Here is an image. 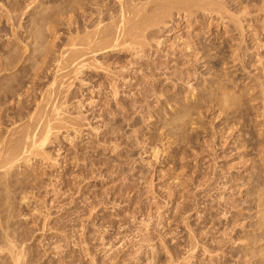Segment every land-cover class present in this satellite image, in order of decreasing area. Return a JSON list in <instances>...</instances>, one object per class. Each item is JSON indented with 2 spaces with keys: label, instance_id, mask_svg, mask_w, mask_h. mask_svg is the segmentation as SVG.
<instances>
[{
  "label": "rangeland",
  "instance_id": "374dc122",
  "mask_svg": "<svg viewBox=\"0 0 264 264\" xmlns=\"http://www.w3.org/2000/svg\"><path fill=\"white\" fill-rule=\"evenodd\" d=\"M10 1L16 2L17 0H1L0 2H10ZM18 1L23 2V0H18ZM72 1L71 0H44V1L43 0H37L36 1L39 4V6L41 5V7L39 8V6H38V8L37 7L35 8V10L33 9L32 11L34 13L31 11L33 15L39 14L40 16H42V14H43V16H44L47 14V12L51 13L52 11H54V18L56 20L59 18L60 21L59 20H57V21H59L60 23L55 20V22H52V23L49 22V23H51V26H49L50 24L48 25V23L44 24L46 28L44 27V25L38 26V27L43 26L45 28L44 29L41 27L40 33H42L47 28L49 29L48 34L46 33L48 29L42 33L43 35L46 33L44 35L46 37H44L42 34H40L38 31L39 29L37 30V28L35 29L34 33H31V34L28 32H23L22 30H20L21 37L27 33L29 34V36H28V34L26 35L29 38V40H28L29 42L27 41V38H26L27 45L30 46V47H28V51H27L28 53L27 52L23 53V51H18L19 48H20V50L26 51L24 44L22 45V49H21V47H19V45L21 46V44L17 43L19 41L16 40V38L10 36L12 34V33H9L11 27L9 28L8 23L7 24L5 23L6 25H4V22H5V21L3 22L4 19H1L2 23H0V26L4 27L3 32L1 33L3 35H1L2 37L0 36L1 37L0 38V45L3 44V45H1V47L2 48L5 47L6 49H8L10 47L9 49L10 50L12 49V51H13V50H15L14 48H16L17 44H18V47L14 51V54H18L17 51L19 52V56H20L21 52H22V54H25V56H23V57L21 55V58H23L22 59L23 61H21L22 63L20 62L21 64L19 65V67L15 68V70L13 69L14 71L12 70L15 73H13L12 71L7 72L8 75H6V77L11 78L9 80L11 82L7 81L8 86L16 85L15 87H17L20 85L19 83H22L25 79L26 80L29 79V76H31V74H32V67H29V66H30V64L34 63V60L31 59L32 56H34L33 53L35 54L34 58H37L38 57L37 55L41 54V52L43 50L45 51L46 49H49L52 53L49 50H48V52L47 51H45V52L48 54L50 52L49 55L53 54L54 56L53 55L52 56L55 57L57 55L58 51H60V50L62 51L63 49L66 48V43L68 44V38L70 37V33H69V29H68L70 27L68 26V24H69L67 21L68 17H66V16L69 15L70 13H68V14L64 13V15H62L63 12L58 11L59 13L55 15V8H57L56 11L61 9L64 12H66L67 11L66 8L70 7ZM43 2H44V4L46 2H48V3H46L47 5H44ZM223 2H225L224 4L228 6V8L226 7L227 10H229L227 13H225L226 15L224 14L225 17L227 16L226 19H224L223 21L215 19L216 17H214V15H215V12H214V13H212V15L209 14L208 16L202 18V20L200 18L198 22H196L192 25L190 22H187L184 20L180 21V23H179L180 26H177V28L174 29L169 36L165 35L164 37H162L164 39L163 43H162V47L154 49V50L158 49V55H156L157 58L154 57L152 54L146 53L144 55V53H143V55L141 56L140 59H135L133 57L134 55H132V53L129 52L128 50L109 51L106 48H105V50H104V48H100L102 51L99 50L98 51L99 53H97L95 55L101 57L100 61H103V64L101 62L100 63L98 62V63L103 65V66L100 65L103 69L97 68L96 65L98 67H100V66H99V64L96 63V65H93L90 68L91 69L90 71H88L86 69V70H84L83 75L80 76L83 79H87L85 81H88L89 84L91 83L94 85L96 83V81H97V83H99V82L102 83V82H104V80L106 82L107 80H109L108 76L111 75L110 73H113L114 71H115L114 73H118V72H116V69H118L117 71H119V69L121 67V63L122 64L125 63V65H126L128 62L127 65H130V66L136 65L137 67L134 66V67H136L135 68L136 71L137 70L140 71V69H143L141 72H137L135 77L138 76V79H136V80L134 79L135 84L132 83V81H131L132 85L130 87H127L130 84L128 82L127 83L128 85H125V87H124V89L126 88L127 91L123 89V94L121 95L122 100L120 101V106H121V108L123 107L124 109H126V111H128L130 113V115H128V113L127 114L116 113L114 115L110 114V111L114 110L115 104H114V102H112V99L109 96L110 93H108L106 95V92L104 94L103 91L100 92L99 96L97 94L95 95V97H94L95 100H93L95 104L92 103L93 105H90L89 103L91 101L88 99L89 95H85L84 97H81V92H83V86L81 85V82H80L81 80L78 79L79 81L76 82L77 81L76 80L74 83L75 85L72 86L73 90L71 89L73 91V93L74 92L75 93L74 94L72 93V95L70 94L72 96V98L69 97L71 100L69 102V104L71 103L70 104L71 108L68 106L69 112H67V113H69V115L67 113L65 115H68V118L70 116V119H72L73 117L77 116L78 112L83 111L82 113H84V114L88 113L87 115H89L90 119L92 120L93 116H95L94 114L97 113V111H100L99 109L102 108L101 114L104 113L103 117H102L103 120H101L98 123L100 125L103 124L101 129L98 130L97 132H94L91 129L92 127H90V125H88L89 126L88 129H85V130L91 132L92 133L91 136H88V135H86V133L85 134L83 133V134H81L82 136L77 135V138H75L73 140H70V139L64 140L63 138H64L65 133H63L64 130L63 131L61 130L62 133L61 132H60V134L54 133L52 135L54 137H52L50 139V141H48L47 146H45L46 147L45 151L47 150L46 152L48 153L47 154L45 152L48 156H46L44 153V155L47 157L46 159H45V156L43 154L42 155L40 154L41 156L40 157L37 156L38 158L35 157L34 162L30 165H28V164L25 165V162L23 161L24 163L21 162L23 165L20 164L19 165L20 167L18 166V168H16V167L13 168L12 171H10L11 173L8 171L9 172L8 174H4V172L2 171L3 172L2 176H4V178H5L4 180H7V181L10 180V182L8 181L7 183H10L9 185L11 187L8 190V191H10V193L5 191V193H7V194H5L3 191V194H5L6 196L11 195V198H9V197L6 198V197H4L5 195L1 196V195H3V194H1L0 195L1 196L0 201L1 200L2 201L0 203H1L2 207L0 206V209L3 211L4 210L8 211V212L7 211L5 212L8 215V220L6 219L5 221H8V222L11 221V222H9V224L13 225L12 223H14L13 228L16 227V229H14V230L11 229V230H13L15 233H17L19 231L18 235H20V234L22 235L23 233H26V235L24 234V236L22 235V237H20L21 235L18 236L17 234H16L17 236H15V238L16 237L21 238L20 241H26L27 242V243L26 242H23V243L18 242L20 245H22V244L24 245L26 243L27 245L24 247L25 248L28 247L27 249L32 248V250H33V251L32 250L27 251L26 254L32 258H30L29 256L27 257V255H26V260H28V258L33 259L34 261L33 260H29V261L30 262L32 261L35 264L37 261H38L37 264H39V263L40 264H94V262L96 264H103L101 262H104V261H105L104 264H134L135 261L137 260V262L139 261L138 262L139 264H143L144 262H146L147 256L149 255L150 251L148 249L149 247L146 248L147 246L144 247L146 249L141 248L140 243L143 241V239H141V238L144 236H147L148 235L147 232L150 231L149 235L150 234L151 235L150 236L148 235V236L149 237L153 236L152 240L155 238V240H153L154 242L153 241L152 242L154 244L156 243L158 248H159L158 249L156 247V250L158 251V253L156 251V255H158L157 258H159L158 259L159 261L164 263V261L165 262L167 261L166 259L168 258V256H167L168 253H171V254H173L175 256H179V257L184 255L183 253H185L184 250L186 247L185 242H186L187 237L189 235L188 231L192 230V231L196 232V234H198V239H201V240L203 239L204 241L203 240L202 241L205 243H211L212 242L211 240L214 237H215L214 240L216 239L217 241H220V240L224 241V240L232 239V238H233L232 240L236 241L239 236H240L241 242L232 241L233 242L232 243V242H229L227 240L226 246H228V247L223 246V248H222L223 251L221 250V253H220L219 249L217 250V249H215V247H213V249H215V250L212 251L211 253L215 254L214 252L217 251L216 252L217 254H215V255H212L209 252V253H206V255L204 253V256H202L203 252L200 251V254H198V255H200L199 256L200 258H198V255H197V259H196L197 262L192 261L191 264H211L210 262H212V260H213L212 264H217V263L226 264L227 262H228L227 264H229V263L230 264H235V263L236 264H240V263L241 264H245V263L251 264L252 263V262L251 263L249 262L248 257L246 256V254H244V249L242 247H244L245 244H242V240H245V241L250 240L249 234L251 235V232L249 231L250 227L248 230V224L250 223V221H253V220L249 221V219H246V218L249 215H251L252 212H254L253 210L251 211L250 207L253 208L255 206V201H253L254 197H252L253 194H252V190H251L252 183H250L251 187H249V182H252L253 177L255 179H259V177H260V179H262L261 177L262 176L264 177V173H263L264 172V168H263L264 165L262 164V161L259 162L260 158H261V156L259 158V154H258L259 151L257 152L255 150L257 148L260 150L261 148L257 147L254 149V147H256L257 144L254 143L253 141H251V145H254V146L250 147L249 146L250 142H249V143H247V145L249 147L247 146V147L243 148L244 146H246V145H242L243 143L242 144L240 143L241 140L243 141V138H240L238 143H234V139L236 137L235 134H238L237 129H235L236 131L231 132L233 135H235V137H234L232 134H230V132H229L230 130H228L227 129L228 127H226V126H228V124L226 125V123L224 121L227 118L228 122H230L233 118H235L234 114H236V113L232 114L230 112L231 115L229 116L230 113L228 111H231V109H229L228 111L226 110V111L222 112V111H220V108L217 105L216 106L218 108L214 105H210L211 107L208 106L210 108H208V107L204 108L205 113L203 112L204 113L202 116L203 119H201V120H202V125H204L205 127L200 126V128H198V129H197V127H199V126H195V125L189 127L191 130L190 131L191 136L193 135L192 136L193 139L191 137V140L193 143L191 142L192 144L188 145V146L192 145V147L189 148V151H188V148L186 145L182 144L183 145L182 146L180 143V145H181L180 146V145H178L179 143H176L177 142V140H175L176 138L173 137L172 134H168V132H169L168 128L164 124L165 121H167V116L171 114L170 109H175L178 106L177 101L176 102L174 100H172L171 102L169 101V98H172L169 96H173V95L176 96L177 95L176 93H178L177 97L179 96V98L180 97L183 99L185 98L186 101H189V100L191 101V99L188 98V96L190 97V95H188L189 92L187 94L188 96L186 95L187 84L185 87L186 82L184 83V80L188 74V70H186L187 67L191 68V70H190L191 73H189V77H191V78L193 77L192 82H194L195 81L194 79H196V81L194 82L195 84H197V83L200 84V81L202 82V80L204 78L207 80H208V78H210L211 81H209L207 83V86L205 89H207V87H209V86H212V84H214V85H217V83L222 84V82H224L222 78H224V79L226 78L225 79L226 81H227V79L228 80L232 79L231 83H232V81H234L233 82L234 86H233V84H231L229 82L230 80L227 81L230 85H227L228 84L227 82L223 83V84L227 85L229 87V89H232L233 92H234V90L237 91L241 86L245 87L246 84L254 86L255 82H256V84L258 83L256 80H251V79H255L261 75L259 68L257 66H255L256 63L254 62V60L258 59L257 58L258 56L256 54V52L258 51V48L256 47L257 45H255L256 43L254 41H257V39L262 38L260 40V41H262V43L260 42V44H262V48H261V50L259 49L258 52L263 53L264 52V45H263L264 44V0H238V1L237 0H223ZM42 4H43V6H42ZM113 4H114V2L110 3L109 6L111 7ZM58 5H60V6H58ZM253 5H254V7H253ZM241 6H242V8H243V6L244 7L249 6V7H247L248 10H246V8H244L246 10V12H245V10L243 11L241 9ZM42 7H44V9H42ZM46 7H47V9H46ZM256 7L257 8L261 7L262 10L260 11L259 9H261V8L257 9ZM38 9H39V11H38ZM52 9H54V10H52ZM36 10L40 13H38ZM241 10L243 11V13H241ZM49 11H51V12H49ZM247 11H249L250 14ZM18 13L21 14L20 12H17V14ZM60 14H61V16H60ZM28 15H31V14L28 13L26 15H23V17H22V15L21 16L19 15V18L22 17L23 26L26 25L27 28L29 29L30 24H32V26H33V23L29 24V21H31L30 20L31 16H28ZM37 15H36V18H40V16L39 15L37 16ZM231 15H233V17H231L233 20L230 21ZM215 16H217V15H215ZM0 18H2V17H0ZM205 18L207 19V21ZM63 19H65V20H63ZM212 19H213V21H212ZM228 19H229L228 22H231V23H228L226 21ZM240 19L244 20V23L242 20V25L243 24L245 25L244 30H243L244 32L240 28L241 22L238 24L235 23L236 21H238ZM77 20L82 23L81 17L77 18ZM218 21L219 22L221 21V23L220 24L217 23ZM210 22H213V23H210ZM225 24H227L229 28L227 27V25L225 27ZM230 24H231V26H229ZM5 26L7 28H5ZM23 28H26V27H23ZM236 29H237V31H235ZM7 30H9V31H7ZM50 30L52 32L54 30V32L52 33V32H50ZM67 31H68L69 35H68ZM21 32H23V34ZM252 32H255V33H252ZM7 33H8V35H7ZM196 33H197V35H196ZM226 33H228V34H226ZM243 33H244V35H243ZM254 34H255V36H254ZM5 35L8 38L10 37L9 38L10 40L8 39V41H7V37ZM31 35H32V37H30ZM36 35H37L36 38L37 39L39 38L38 40L36 38H34ZM178 35L180 37L179 38L180 40L177 39ZM252 35H253V37H252ZM40 36L45 41L47 38V41L45 42L44 40H42L40 38ZM242 36H245V39L242 38ZM11 37H12V39L14 38L16 40V43H15L14 39L13 40L11 39ZM240 38H242V40ZM251 38L253 39V41ZM192 39H193V41H192ZM3 40L6 43H2V42H4ZM49 40H50L51 44L49 43ZM52 40H55V42L54 41L52 42ZM184 40H187L188 43L192 42L190 44V46L193 44L191 46L192 51H191V48L188 52L186 49H185L186 51L183 50L184 48L181 47V43H183ZM194 40H196V41H194ZM233 40H235V41H233ZM243 40H244L243 43L239 42V41H243ZM26 41H23V42L25 43ZM34 41L35 42L38 41V42H36L37 44ZM41 41H43L44 43L43 42L41 43ZM211 41H212V43H211ZM23 42H21V43H23ZM198 42H201V43L197 44L200 48H201V46H205L206 44H208V46H206L209 48L208 50L205 49L206 47H202V48L205 49L204 50L205 55L208 54L207 55L208 57H210L212 55V57H210V59L212 61L210 59H208V61L211 63L210 65H212V67H213L212 73L209 72V73H211V75H208V70H206L207 65H205V64L207 62H205L206 61L205 58L200 59L202 53H204V52L202 51L203 50L202 48L200 49L201 51L199 50V47L196 48L195 43H198ZM203 42H205V44ZM12 43L13 44L15 43V44L11 45ZM228 43L230 45H231V43H233V44L242 43L241 53H242L243 57H242V59L241 58L240 59L243 62L245 61L247 63L245 66L248 67V69L246 68V70H248V72H245V74L243 73L244 70L242 71L240 69V67H238V65L240 66L239 63L244 65L245 62L244 63H242V62L238 63V61H236L238 63V65L237 64L235 65V63L231 62L232 64L235 65V67H238L237 68L238 71L235 73L228 72L230 70L236 69L235 67H233L234 65L231 67L232 64L227 63L228 59L232 60L231 54H229V53H232V52H230V51H232L231 50L232 46H230ZM6 44H8V45H6ZM9 44H10V46H9ZM48 44L53 45V46L55 45V46L53 47V46H50ZM243 44H245V45H243ZM35 45H36V47H37V45H39V46L36 48ZM42 45L44 46L43 48L40 47ZM177 46L179 48H181L182 50L179 49ZM193 46L196 48V50H194ZM213 47H215V48H213ZM229 47H231V48H229ZM243 47L244 48L247 47V50H248L247 51L248 53L245 52L247 54V56H245V57H244L245 53L243 52V50H245V49ZM232 49H234V48H232ZM39 50H40V52H39ZM173 50H174L175 54H174V52H171ZM227 50H229V51H227ZM262 50H263V52H261ZM34 51H36V52H34ZM206 51H210L209 53L211 55H209V53ZM37 52L39 54H37ZM226 53H228L230 56L224 55ZM161 54H164V55H161ZM172 54H174L175 56L177 55V56L173 57L172 60L174 58L175 59L170 63V61H171L170 57L173 56ZM181 54H182V57H181ZM196 54H197V56H195ZM255 54H256V56H255L256 58L253 59V56ZM263 54H261V56ZM159 55H161L160 57H162V60L159 57ZM52 56H50V57H52ZM226 56H228V57L226 58ZM28 57H29V61H27ZM180 57H181V59H180ZM195 57H199V58H196L197 59L196 60ZM248 57H250V58H248ZM176 58H178V59H176ZM224 58L227 62L224 60ZM251 58H252V61H251ZM132 59H134V60H132ZM193 59H194V61H193ZM30 60H33V61H30ZM130 60L135 61L134 62L135 64L134 63L129 64ZM182 60H183V62H182ZM190 60H192V62H194V63L196 62V63L194 64ZM222 60L224 61V65L226 63L230 64V66H228L227 64L225 65L226 67H228V69L223 65ZM230 60H229V62H230ZM147 61H148V63H147ZM176 61H180V63L182 62L180 65H182V64L186 65L188 62L189 63L187 66L182 65V66L176 67L179 65V62H176ZM105 62H106V64H108V66H106ZM117 62H118V64H117ZM136 62H138V63H136ZM174 62H176L178 65L176 63L174 65ZM212 62L215 65V68L217 67L216 69L214 68V65L212 64ZM104 64H105V67H104ZM199 64H200V66H198ZM149 65H150V67H148ZM222 65L224 66V68ZM252 65L254 66V68H256L257 71L254 70V68H252ZM139 66H141V67H139ZM24 67H26L27 69ZM93 67H96L97 69L93 68ZM106 67H108V68L110 67V71L111 70L113 71V72L112 71L108 72L110 75L107 73V70L109 71V69H107ZM113 67H115L116 69H114ZM167 67H169V68H167ZM181 67L184 71L182 69H180ZM185 67H186V69H185ZM229 67H231V68H229ZM104 68L107 70L105 71ZM152 68L155 70H153ZM198 68L200 70H198ZM28 69L30 72H28ZM47 69L48 68L46 67L45 70L47 72H45V70H44L43 74L44 73L45 74L42 75V76L46 75L47 77L46 76L40 77L39 79L36 78L39 81L35 80V82L37 83V84L35 83L36 84L35 87L37 89V90H35V92H37V94L35 93L36 95H38V94L40 95V93L43 92L42 89L44 91H45V89H47L46 87H48V85H49L48 81L52 80L53 75L56 74V70H54L53 67H51V71H50V69H48L49 71ZM219 69H221V71ZM20 70L21 71L24 70V71H22L24 74ZM192 70L194 72H192ZM217 70H219V71H217ZM143 71L145 72V74ZM197 71L199 72L200 76L198 75ZM27 72H28V74L26 75ZM138 73H139V75H138ZM140 73H142V74H140ZM146 73L149 74V76H147ZM151 73H154V74L152 75ZM202 73H203V76H202ZM246 73L248 75H250V73H252L251 79L244 80L246 77H248L246 75ZM253 73H255V74H253ZM14 75H15V77H14ZM172 75H174V76H172ZM206 75H207V77H206ZM23 76H25L24 79H23ZM26 76L28 79L26 78ZM152 76H154V77H152ZM175 76H177V77H175ZM179 76L180 77L182 76L181 78L184 77L183 80ZM219 76L222 78H220ZM211 77L212 78L215 77V80L212 79ZM21 78L23 79L22 81H21ZM88 78H90L91 80ZM150 78H151V80H150ZM152 78L153 79L155 78L154 81H152ZM242 78H244V79H242ZM145 79H146V83H145ZM167 79H169V80H167ZM177 79H180V81ZM29 80L28 81L31 82V79H29ZM142 80H144V81H142ZM159 80H161V82ZM174 80L177 81V84H176V81H174ZM14 82H15V84H13ZM140 82H141V84H139ZM172 82H173V84H172ZM10 83H12V84H10ZM150 83H151V86H149ZM17 84H19V85H17ZM162 84H164V85H162ZM175 84L177 85V87ZM79 85L82 86V89H80ZM173 85H175V87ZM2 86L5 87L6 83L3 82ZM142 86H143V88H142ZM235 86H237V87L235 88ZM138 87H140V89ZM147 88H149V89H147ZM161 88H163V90ZM176 88L180 89L181 91L180 90L177 91ZM233 88H235V89H233ZM143 90L145 91V93H143ZM146 90H147V92H146ZM149 90L152 92L150 93ZM200 91H199V93H202L203 90L201 92ZM138 92H139V94H138ZM154 92H155V94H154ZM162 92H163V94H160ZM168 92H169V95L167 94ZM134 93L136 96H134ZM158 93L161 96L157 95ZM172 93H175V94H172ZM179 94H181V95H179ZM0 95H1V97H0V110H1L0 113H2L1 115H3V113H4L3 116L5 117V119L11 120V117H10L11 113L12 114L14 113L12 115V118L17 114L14 117L15 119H16V117L18 118V115L19 116L22 115L21 112H20V114L18 112L19 108H18L16 102L15 101L11 102L12 99L10 98V96H8V95L6 96V94L4 96V94H2V91H0ZM23 96L26 98L28 97L26 95H23ZM167 96L169 97L168 99H167ZM185 96L187 97V99ZM30 97H31V99L34 98L33 96H30ZM30 97H28L27 99L29 100ZM159 97L161 98L160 100H159ZM198 98H200V97H197V99ZM1 99H3V101ZM9 99H11V100H9ZM31 99L29 100L30 102L28 101L29 106L31 105L32 102H34L36 100V98H34L33 100H31ZM142 99L144 101H142ZM80 100L82 101V104H79V103H81ZM146 100H148V101H146ZM164 100H165V102H164ZM134 102L137 105H135ZM142 102H144V103L142 104ZM161 102H162V104H161ZM2 103L6 106V108L3 112H2V109H4L3 107H5V106ZM256 103L259 104L258 101ZM107 104H109V105H107ZM144 104H145V106H143ZM249 104H251V106H250L251 109L249 110V113H250V112H253V110H252V103H249ZM34 105H35V103L29 108L32 109ZM134 107H136L138 109H136ZM163 107L165 109H167L168 107L169 108L167 110H165ZM257 107H260V104ZM162 108H163V110L161 111ZM206 108H208V109H206ZM106 109L108 110L107 111L108 113L105 111ZM217 109H219V110L217 111ZM209 110H211V111H209ZM5 111H8V112H5ZM232 111H234V109H232ZM227 112L229 114H227ZM5 113L6 114L8 113L10 115L8 116ZM22 113H24V112H22ZM225 113L228 116L227 115L225 116ZM217 114H219L220 116L218 115V117H217ZM250 114H251V117H250V115L248 116V114H247L248 117L245 116L246 121L248 120V123L247 122L245 123L244 120H241L244 122V123L241 122L242 123L241 125H242V127H244V126L246 127L248 125V128H250L252 126L251 132H253L257 137V131L254 129V126H253L254 122L251 121L254 118V116H253L254 114L253 113H250ZM122 115H123V117H122ZM158 115H159V117H158ZM223 116L225 117V119ZM8 117H10V118H8ZM247 118H249V119H247ZM130 119H131V122H130ZM94 120L96 121L95 118H93V121ZM93 121H91V123L94 126L97 125V124H95L96 122L95 121L93 122ZM9 122L11 123V121H9ZM9 122H8V124H10ZM211 124H212V126H211ZM243 124H244V126H243ZM3 127L4 126L1 125V129ZM162 127H164V128H162ZM192 127H193V129H192ZM213 127H214V131H213ZM113 128L118 129L117 136L120 138L118 140V142H116V140L112 141L113 139L111 138L112 136H111L110 130H112ZM155 128H157V130ZM248 128H247V130L250 131ZM106 129H107V131H106ZM163 130H164V132H163ZM154 133H155V135H154ZM227 134H229L228 135L229 137L227 136ZM242 134H244V133H242ZM167 135H169V136L167 137ZM213 136L216 137V139ZM218 136H219V138H218ZM223 136L225 138H223ZM256 137L253 140H255ZM107 139H108V141H107ZM204 139H206V140H204ZM228 139H229V141H227ZM217 140H218V142H217ZM174 141H176V142H174ZM221 141L222 142L224 141L225 143L228 142V143L225 144L224 142L222 143ZM211 143H213L214 146ZM117 144H119L120 146L119 145L117 146ZM208 144L210 147L208 146ZM222 144L225 146L223 147ZM215 145H217V146H215ZM218 145L220 148L218 147ZM240 145L242 146L241 149L238 148V146L240 147ZM154 147L158 150V154L156 153L157 151L153 150ZM211 147L212 148L214 147L213 150L215 152L212 151ZM183 148H186L187 150L186 149L183 150ZM201 148H202V150H199ZM208 148H211V150H209ZM252 148L254 149L255 152L252 150ZM193 149H194V151H193ZM242 149L244 151H242ZM249 149L251 151H249ZM205 151H207L206 155H205ZM181 152H182V154H181ZM187 152H189V153H187ZM194 152L195 153L197 152L198 156ZM217 152H218V154H217ZM256 152H257L258 157L256 155ZM192 153H194V156ZM209 153H210V155H209ZM214 153H215V156H214ZM42 156H44V157H42ZM242 157L243 158L246 157L248 163L245 162L246 158H245V160H243ZM241 158L243 161L241 160ZM239 159L241 160L240 164H239V161H240ZM248 159H249V161H248ZM216 161L218 162V166H217ZM250 161H251V163H250ZM83 163L84 164L88 163V164L84 165ZM232 164L234 166H232ZM254 165H255L256 169L253 167ZM256 165L259 169H257ZM82 166H84L83 167L84 169L82 168ZM209 166H210V168H209ZM231 166H232V168H231ZM81 169L84 171L81 172ZM203 169H204V171H203ZM251 170H253V171H251ZM5 173H7V172H5ZM81 173L85 174L84 178H82V180L87 178V179H85L87 181H85V182L81 181L80 182L81 179L79 178L80 179L79 180L78 177L81 176L80 175ZM255 173H256V175H255ZM228 174H229V176H228ZM234 174H235V176H234ZM5 175L6 176L8 175V176L5 177ZM257 175H259L258 178H256ZM189 177L190 178L192 177V178L190 179ZM217 177H218V180H217ZM250 177L252 180L250 179ZM29 178L32 181H30ZM197 178L201 179V180H198ZM203 178H205V179H203ZM211 180H212V183H211ZM215 180H217V182ZM31 182H33V183H31ZM79 182H80V184H79ZM226 182L229 183L231 186L229 184H227ZM231 182H232L233 186H232ZM215 183L216 184L219 183V184L216 185ZM211 184H213L215 186H213ZM244 184L245 185L248 184V185H246L244 188ZM262 184H263V182H262ZM11 185H13V186L15 185L14 188ZM206 185H207V187H206ZM218 185H220L221 188ZM234 185H236V187ZM195 186H196V188H195ZM240 187H241V189H240ZM248 187H249L251 193L248 191ZM263 187H264V185H263ZM197 188H198V190H197L198 193L196 192ZM201 189H203V190H201ZM233 189H235V190H233ZM191 190H193V191H191ZM11 191H13L14 193ZM25 191H26V193H25ZM240 191H242V192H240ZM209 192L211 193V196H210ZM0 193H2V192H0ZM11 193H13V194H11ZM201 193H203L206 197L203 194L201 195ZM248 193H250V194H248ZM219 194L220 195L222 194L221 196L222 197L224 196V197L221 198V196ZM251 194H252V196H251ZM24 195L27 196L28 201L27 200L24 201L22 199V196H24ZM2 197H4V200ZM196 198H197V200L199 199L198 201H196L197 203L199 202L198 204H196V202H195ZM186 199H189V200H186ZM204 199H205V201H204ZM247 199L252 200L254 205H253L252 201L250 202ZM9 200H11L13 203ZM5 201L7 202L6 203L7 205L10 202L12 204L10 203L7 206L5 204ZM224 201H226V203ZM201 202L203 204H200ZM249 202L252 203L251 205H253V207L250 205ZM234 203H235V205H234ZM241 205H242V207H241ZM243 205H244V207H243ZM94 206H95V208H94ZM196 206H198V207H196ZM3 207L4 208L6 207V208L4 209ZM7 207H9V208H7ZM236 207H238V208H236ZM247 207H249V208H247ZM231 208L233 211L231 210ZM8 209L12 213L14 212L15 214L9 213L10 211ZM175 210H177V211H175ZM186 211L188 212V214ZM197 211H199V212H197ZM248 211H249V213H248ZM246 212L248 214H246ZM225 213H226V216H224ZM0 214H2V213H0ZM6 214H5V218H7ZM187 215H188V217H187ZM2 217H4V215H2ZM11 217H12V219H11ZM141 219L146 220L147 223H146V221H142ZM2 220L4 222V218ZM232 220L237 223L236 226ZM239 220H240V223H239ZM211 221H213V222H211ZM15 222H16V224H15ZM207 222H209V223H207ZM243 222L246 223V225ZM140 223L141 224L144 223L148 227L150 226L149 227L150 230H148L147 229L148 227L147 226L145 227V225L141 226ZM211 223L212 224L214 223V225H212ZM241 223H243V224H241ZM0 224L2 225L1 222H0ZM233 224H234V227L232 229ZM1 225H0V227H1ZM237 225H238V227H237ZM243 225H245V226L243 227ZM212 226H213V229L211 228ZM214 226H216V227H214ZM227 226H228V230H229V227L231 226L230 227L231 229L229 231L227 230V228H225ZM17 227H18V229H17ZM193 227H195V228H193ZM190 228H191V230H190ZM203 228H204V230H203ZM207 228L208 229L210 228V229L208 230ZM235 228H237V229H235ZM242 229H244V230H242ZM245 229H246V232L248 230L247 233H244ZM16 230H17V232H16ZM22 230H23V232H22ZM139 230H140V232H139ZM225 230H227L229 233L231 232V235L228 234L227 231L225 232ZM145 231H146V233H145ZM200 231H203V233H205V231H206V233L207 232L208 233L203 234ZM209 231L212 234L209 233ZM215 231H217V232H215ZM222 232L223 233L225 232L227 237H226V235L224 236L225 233L223 234ZM141 233L142 234L144 233L143 234L144 236L141 237L140 236ZM27 235H29V236H27ZM245 235H248V237ZM23 237H25V239H27V240H24ZM219 237H220V239H219ZM243 238H246L247 240L243 239ZM28 239H29V241H28ZM205 239H206V241H205ZM18 240L16 239V242ZM30 240H32V241H30ZM121 240H122V242H121ZM238 240H239V238H238ZM131 241L133 242V244ZM110 243L112 244V246H110L111 245ZM144 243L145 242L143 241V243H142L143 245L142 244L141 245L144 246ZM164 243H165V246H163ZM220 243H224V242H220ZM240 243H241V246H240ZM243 243H246V242H243ZM156 244H155V246H156ZM138 245L140 246L141 249L138 247ZM234 245L237 247H233ZM130 246H132V247L135 246L134 247L135 250L136 251L138 250L139 254L137 253L136 257H134L135 255L129 257L128 254L131 255L132 253L133 254L136 253L133 250V248ZM166 247L169 249V251H168V249H166ZM224 247H226L227 250L224 249ZM131 248H132V250H131ZM163 248H165V250L168 252L164 251ZM230 248H232V249H230ZM84 249H85V251H84ZM142 249H143V252L142 251L139 252V250H142ZM213 249H211V250H213ZM109 251H111V252H109ZM131 251H132V253H130ZM238 251L239 252L243 251V252L238 253ZM28 252H30L32 255H30ZM104 252H106V253H104ZM119 253L121 254L120 256H119ZM126 254L128 256H126ZM181 254H183V255H181ZM108 255H110V256H108ZM238 255H239V257H238ZM93 256H94V258L92 259L91 257H93ZM103 257H105L106 259ZM111 257H113V258H111ZM117 257L118 258L120 257L119 260L117 259ZM223 257H226V259ZM240 257H242L241 258L242 261H240ZM243 257L244 258L247 257V258L244 259ZM127 258H128V260H127ZM210 258H211V260H210ZM233 258L234 259L236 258L237 260L236 259L233 260ZM114 259L116 260V262H114L115 261ZM214 260L216 263L214 262ZM218 260H219V262H218Z\"/></svg>",
  "mask_w": 264,
  "mask_h": 264
},
{
  "label": "bare ground",
  "instance_id": "6f19581e",
  "mask_svg": "<svg viewBox=\"0 0 264 264\" xmlns=\"http://www.w3.org/2000/svg\"><path fill=\"white\" fill-rule=\"evenodd\" d=\"M1 1V0H0ZM18 1V0H17ZM0 2V17H2V18H0V23H2L1 21V19H4L3 20V22H4V25H6L7 23L9 24V28H10V32L9 33H12L10 36H12V37H14V38H16V40H18L19 42H17L18 44H21V46L19 45V47H21V49H22V45L24 44V47H25V49H26V51H24V50H20V48L18 49V51H23V53L24 52H27L28 51V47H30V46H28L27 45V41L29 40V38H28V36H29V34L28 33H34V31H35V29L37 28V30L39 31V33H40V29H41V27L42 28H44L45 27V25L44 24H46V23H48V25L49 26H51V23L52 22H55V18H54V11H49V12H51V13H48L47 12V14L46 15H44L43 16V14H42V16H40L39 14V16H40V18H36V15H33L32 14V10L34 9L35 10V8L37 7L38 8V6H39V4L36 2L37 0H23V2ZM44 1V0H43ZM72 1V0H71ZM238 1V0H237ZM40 2V1H39ZM114 2V4L110 7L109 6V4L110 3H113ZM240 2V1H239ZM41 3V2H40ZM46 3H48V2H46ZM44 4V2H43V4L44 5H47V4ZM50 3V2H49ZM53 3V2H52ZM225 2H223V0H73L72 2H71V5H70V7H67L66 9H67V11L66 12H64L63 10H61L60 8V10H57L56 11V9L57 8H55V15L56 14H58L59 12L58 11H60V12H63V14L62 15H64V13L66 14H68V13H70L69 15H67L66 17H68V19H67V21H68V26L70 27V28H68L69 29V33H70V37L68 38V44L66 43V48L65 49H63L62 51L60 50V51H58V53H57V55L55 56V57H53L52 55H49L50 54V50L49 49H46L45 51H47L48 52V50L50 51L49 52V54L48 53H46L44 50L41 52V54H39L38 52H37V54H39V55H37L36 57L37 58H34V56H35V54L33 53V55L34 56H32V58L31 59H33L34 60V63L33 64H30V66L29 67H32V74H31V76H29V79H31V82H29L30 80L27 78V76H26V78L29 80H24L22 83H19V84H17V85H19V86H17V87H15L16 85H11V86H8L7 85V83L8 82H11V81H9L11 78H8V77H6V75H8L7 74V72H11L13 69L15 70V68H18L19 67V65L22 63L21 61H23L22 59L23 58H21V55H22V57L23 56H25V54H22V52L20 53V56H19V52L17 51V53L18 54H14V51L17 49V47H18V44H17V47L16 48H14L15 50H13L12 51V49L10 50L9 48L8 49H6L5 47L4 48H2L1 47V45H3V44H1L0 45V91H2V94H4V96H5V94H6V96L8 95V96H10V98L12 99H9V100H11V102H16V104H17V106H18V108H19V114H20V112H21V114L22 115H18V118L16 117V119L13 117L12 118V115L14 114H12L11 113V120H9V119H5V117L3 116L4 115V113H3V115H1L2 113H0V192H2V193H0V195L1 194H3V191H4V193H5V191H7V192H9L10 193V191H8L11 187H10V183H7L8 181L10 182V180H4L5 178H4V176H2V173L4 172V174H8L10 171H12V169L13 168H18V166L20 165V164H22L21 162H25V165H30V164H32L33 162H34V158L35 157H37V156H41L42 154L44 155V153L47 151H45V146H47V144H48V141H50V139L52 138V137H54V136H52L54 133H57V134H60V132H61V130L63 131L64 130V132L63 133H65V135H64V140H67V139H70V140H73V139H75V138H77V135L79 136V135H81V134H85L86 133V135H88V136H91V132H89V131H87V130H85V129H88V125H90V127H92L91 129L94 131V132H97L98 130H100L101 129V127H102V125L103 124H98L101 120H103L102 119V117H103V114H101V109H99L100 111H97V113H95L94 115L95 116H93V118H95L96 119V123L95 124H97V125H93L92 123H91V121H93V118H92V120L90 119V116L89 115H87V114H84V113H82L81 111V113L80 112H78V114H77V116H75V117H73L72 119H70V116H69V118H68V115H69V113H67V112H69L68 111V108L70 107L71 108V106H70V104H69V102L71 101L70 100V98L69 97H71L72 98V93H73V88H72V86L73 85H75L74 83H75V81L76 82H78L79 80H81L80 82H81V85L83 86V92H81V97H84L85 95H89V100L91 101L89 104L90 105H93L92 103H94V101L93 100H95L94 99V97H95V95L97 94L98 96L100 95V92L101 91H103V93L105 94V92H106V95L108 94V93H110L109 94V96L111 97V99H112V102H114V104H115V106H114V110L113 111H110V114H116V113H121V114H127L128 113V115H130V113L128 112V111H126V109H124L123 107L121 108V106H120V101L122 100L121 99V95L123 94V89H124V87H125V85H128L127 83L129 82L130 84H129V86H127V87H130L132 84H131V81H132V83H134V81L136 80V79H138V76L137 77H135L136 76V74H137V72H141L143 69H140V71H136L135 70V68L137 67L136 65H134V66H136V67H134L133 65H127L128 64V62H127V64L125 65V63L124 64H122L121 63V67H120V69H119V71H117L118 69H116L115 67H113L114 69H116V72H118V73H114L112 70V72L113 73H108V72H111L110 71V67L108 68V67H106L107 69H109V71L107 70V69H105V71L107 70V73L110 75V76H108V78H109V80H107L106 82H105V80H104V82H99V83H97V81H96V83L93 85V84H89V82L88 81H85V80H87V79H83V78H81L80 76H82L83 75V72H84V70H88V71H90L91 69V67L93 66V65H96V63L97 64H99L100 62L103 64V61H100L101 59V57L100 56H96L95 54H97V53H99L98 51L99 50H101L100 48H104V50H105V48L107 49V50H109V51H113V50H117V51H123V50H128L129 52H131L132 53V55H134L133 57L135 58V59H140L141 58V56L143 55V53H144V55L146 54V53H148V54H152L154 57H156V55H158V49H156V50H154L155 48H160V47H162V43H163V38L162 37H164L165 35H167V36H169L170 34H171V32L174 30V29H176L177 28V26H180L179 25V23H180V21H182V20H184V21H187V22H190L191 23V25L192 24H194V23H196V22H198L199 21V19L201 18V20H202V18H204V17H206V16H208L209 14L210 15H212V13H214L215 12V15H217V16H215L214 15V17H216L215 19H218V20H221V21H223L224 19H226V17H225V13H227L229 10H227V8H228V6L227 5H225L224 4ZM38 4V5H37ZM43 4H42V6H43ZM49 5V4H48ZM55 5V4H54ZM68 5V6H69ZM242 5V4H241ZM252 5V4H251ZM58 6H60V5H58ZM62 6V5H61ZM245 6V5H244ZM243 6V8H242V6H241V9L244 11L245 9L244 8H246V10H248L247 9V7H249V6H246V7H244ZM257 6V5H256ZM41 7V5L39 6V8ZM63 7V6H62ZM227 7V8H226ZM238 7V6H237ZM253 7H254V5H253ZM257 8V7H256ZM259 8H261V7H258L257 9H259ZM42 9H44V7H42ZM41 9V10H42ZM46 9H47V7H46ZM45 9V10H46ZM51 10V9H50ZM52 10H54V9H52ZM241 10V13H243V11ZM246 10H245V12H246ZM260 11L262 10V8L261 9H259ZM32 11V12H31ZM37 11V10H36ZM38 11H39V9H38ZM37 11V12H38ZM17 12H20L21 14H19L20 16L22 15V17H23V15H26V14H31V15H28V16H31V18H30V20L32 21H29V24L30 23H33V26H32V24H30V28L28 29L27 28V26L25 25V26H23V23H22V17H20L19 18V15L17 14ZM44 12V11H43ZM239 12V11H238ZM247 12H249V11H247ZM34 13V12H33ZM38 13H40V12H38ZM225 14V15H224ZM249 14H250V12H249ZM37 15V16H38ZM27 16V17H28ZM58 16V15H57ZM60 16H61V14H60ZM81 17V20H82V23L81 22H79L78 20H77V18H80ZM56 17V16H55ZM59 17V16H58ZM63 17V16H62ZM65 17V16H64ZM213 17V18H214ZM231 17H233V15H231L230 16V18ZM57 18V17H56ZM61 18V17H60ZM206 19V18H205ZM251 19V18H250ZM57 20H59V18L57 19ZM56 20V21H57ZM63 20H65V19H63ZM231 20H233L232 18L230 19V21ZM243 20V19H242ZM242 20L240 19V20H238V21H236L235 23L236 24H238V23H240L241 22V24H240V28H241V30L243 31L244 30V24L242 25ZM252 20V19H251ZM60 21V20H59ZM59 21H57V22H59ZM206 21H207V19H206ZM212 21H213V19H212ZM215 21V20H214ZM217 21V20H216ZM221 21L219 22H217V23H221ZM227 22L229 21V19L228 20H226ZM49 22H51V23H49ZM56 22V23H57ZM186 22V23H187ZM204 22V21H203ZM202 22V23H203ZM250 22V21H249ZM253 22V21H252ZM6 23V24H5ZM27 23V22H26ZM60 23V22H59ZM210 23H213V22H210ZM225 23V22H224ZM228 23H231V22H228ZM243 23H244V20H243ZM54 24V23H53ZM223 24V23H222ZM40 25H44V27L43 26H41V27H38V26H40ZM59 25V24H58ZM190 25V26H191ZM211 25V24H210ZM226 25L227 24H225V27H226ZM196 26V25H195ZM229 26H231V24L229 25ZM234 26V25H233ZM23 27H26V28H23ZM55 27V26H54ZM57 27V26H56ZM192 27V26H191ZM227 27H228V25H227ZM236 27V26H235ZM3 26H0V36L1 35H3V34H1L2 32H3ZM5 28H7L6 26H5ZM46 28V27H45ZM44 28V29H45ZM50 28V27H49ZM58 28V27H57ZM229 28V27H228ZM25 29V30H24ZM31 29V30H30ZM48 29V28H47ZM46 29V30H47ZM53 29V28H52ZM235 29V28H234ZM20 30H22L23 32H28L27 34H28V36H26L27 34H25L24 36H22L21 37V35H20ZM46 30H44V31H46ZM227 30V29H226ZM229 30V29H228ZM7 31H9V30H7ZM43 31V32H44ZM48 31H49V29L47 30V34H48ZM200 31V30H199ZM235 31H237V29L235 30ZM241 31V32H242ZM23 32H21L22 34H23ZM42 32V31H41ZM42 32V33H43ZM50 32H52L51 30H50ZM53 32H54V30H53ZM52 32V33H53ZM188 32V31H187ZM226 32V31H225ZM244 32V31H243ZM42 33H40V34H42ZM45 33V34H46ZM56 33V32H55ZM67 33H68V31H67ZM69 33H68V35H69ZM252 33H255V32H252ZM263 33V32H262ZM6 34V33H5ZM44 34V35H45ZM57 34V33H56ZM202 34V33H201ZM226 34H228V33H226ZM232 34V33H231ZM259 34V33H258ZM7 35H8V33H7ZM35 35V34H34ZM38 35V34H37ZM37 35L34 37V38H36L37 37ZM43 35V34H42ZM43 35V36H44ZM196 35H197V33H196ZM225 35V34H224ZM236 35V34H235ZM243 35H244V33H243ZM6 36V35H5ZM4 36V37H5ZM183 36V35H182ZM223 36V35H222ZM227 36V35H226ZM254 36H255V34H254ZM258 36V35H257ZM256 36V37H257ZM2 37V36H1ZM0 37V38H1ZM7 37V36H6ZM12 37H11V39H12ZM30 37H32V35L30 36ZM44 37H46V36H44ZM43 37V38H44ZM52 37V36H51ZM252 37H253V35H252ZM10 38V37H9ZM8 37H7V41H8V39H9ZM13 38V39H14ZM26 38H27V41H26ZM33 38V39H34ZM40 38H41V36H40ZM57 38V37H56ZM180 37H179V35L177 36V39H179ZM188 38V37H187ZM225 38V37H224ZM242 38H244L245 39V36H242ZM242 38H240L241 40H242ZM259 38V37H258ZM12 39V40H13ZM32 39V38H31ZM37 39V38H36ZM39 39V38H38ZM37 39V40H38ZM42 39V38H41ZM49 39V38H48ZM55 39V38H54ZM203 39V38H202ZM236 39V38H235ZM252 39V38H251ZM262 39V38H261ZM261 39H257V41H254L255 43V45H257L256 47L258 48V51H259V49L261 50V48H262V44H260V42L262 43V41H260ZM2 40V39H1ZM5 40V39H4ZM3 40V41H4ZM10 40V39H9ZM16 40L14 39V41H15V43H16ZM42 40H44V39H42ZM180 40V39H179ZM200 40V39H199ZM23 41H26L25 43L23 42ZM45 41V40H44ZM46 41H47V38H46ZM45 41V42H46ZM55 42V40H52V42ZM190 41V40H189ZM192 41H193V39H192ZM194 41H196V40H194ZM208 41V40H207ZM231 41V40H230ZM233 41H235V40H233ZM252 41H253V39H252ZM11 42V41H10ZM21 42H23V43H21ZM29 42V41H28ZM35 42V41H34ZM36 42H38V41H36ZM35 42V43H36ZM40 42V41H39ZM43 41H41V43H42ZM155 42V43H154ZM182 42V41H181ZM232 42V41H231ZM239 42H244V40L243 41H239ZM2 43H6L5 41L4 42H2ZM9 43V42H8ZM14 43V44H15ZM31 43V42H30ZM44 43V42H43ZM49 43H50V40H49ZM192 42H190V43H188L187 42V40H184L183 41V43H181V47H183L184 49L183 50H187V52L190 50V48H191V51H192V45L190 46V44H191ZM194 43V42H193ZM199 43H201V42H198V43H195L196 44V48H198L199 46L197 45V44H199ZM204 44H205V42H203ZM211 43H212V41H211ZM238 43V42H237ZM242 43H239V44H233V43H231V45L230 46H232V48H234V49H232L231 47H229V48H231V50L232 51H230V52H232V53H229V54H231V58H232V60H230V59H228L227 61L225 60V58H224V60L227 62V63H230V64H232V63H235V65L237 64L238 65V63L239 62H242V63H244L243 61H241V59H242V57H243V55H242V53H241V50H242ZM13 43L11 44V45H14ZM37 44V43H36ZM46 44V43H45ZM51 44V43H50ZM50 44H48V45H50ZM165 44V43H164ZM163 44V45H164ZM6 45H8V44H6ZM5 45V46H6ZM31 45V44H30ZM44 45V44H43ZM40 46V47H44V46ZM183 45V46H182ZM243 45H245V44H243ZM264 45V44H263ZM9 46H10V44H9ZM39 45H37V47H38ZM50 46H53V45H50ZM55 46V45H54ZM53 46V47H54ZM195 46V45H194ZM193 46V47H194ZM206 46H208V44H206L205 46H201V48L202 47H206ZM210 46V45H209ZM222 46V45H221ZM8 47V46H7ZM12 47V46H11ZM35 47H36V45H35ZM34 47V48H35ZM36 47V48H37ZM46 47V46H45ZM178 47V46H177ZM35 48V49H36ZM47 48V47H46ZM167 48V47H166ZM169 48V47H168ZM179 48V47H178ZM177 48V49H178ZM196 48L194 47V50H196ZM200 47H199V50L201 49ZM212 48V47H211ZM213 48H215V47H213ZM244 48V47H243ZM249 48V47H248ZM24 49V48H23ZM41 49V48H40ZM179 49H181V48H179ZM203 49V48H202ZM205 49H209L208 47H206ZM205 49H203L202 51L204 52V50ZM245 50H243V52L245 53H248L247 51V47L246 48H244ZM255 49V48H254ZM32 50V49H31ZM42 50V49H41ZM52 50V49H51ZM182 50V49H181ZM185 50V51H186ZM193 50V51H194ZM198 50V49H197ZM225 50V49H224ZM37 51V50H36ZM36 51H34V52H36ZM102 51V50H101ZM161 51V50H160ZM178 51V50H177ZM176 51V52H177ZM201 51V50H200ZM211 51V50H210ZM210 51H206V52H210ZM227 51H229V50H227ZM250 51V50H249ZM253 51V50H252ZM251 51V52H252ZM256 51V50H255ZM257 51V52H258ZM39 52H40V50H39ZM60 52V53H59ZM170 52V51H169ZM168 52V53H169ZM171 52H174V50L173 51H171ZM195 52V51H194ZM193 52V53H194ZM226 52V51H225ZM256 52V54H257V58L258 59H256V60H254V62L256 63L255 64V66H257L258 68H259V70H260V76H258L257 78H255V79H251V74L252 73H250V75H248L247 73H246V75L248 76V77H246L245 79L244 78H242V79H244V80H248V79H251V80H256L258 83L256 84V82L254 83L255 85V87L253 86V85H247L246 84V86L245 87H240L237 91H235L234 90V92L232 91V89H229V87L227 86V85H230L227 81H229L230 83H231V80L232 79H227V81L224 79V78H222V77H220V78H222L223 79V81L224 82H222V84L221 83H217V85H214V84H212V86H209V87H207V89H205L206 88V86H207V83L209 82V81H211L210 80V78H208V80L207 79H203L202 80V82L200 81V84L199 83H197V84H195L194 82L196 81V79H194L195 81L194 82H192L193 81V77L191 78V77H189V73H191V68L190 67H187V69H186V67H185V69L186 70H188V74H187V76H186V78H185V80H184V83H185V87H186V84H187V91H186V95L188 94V92H189V94L188 95H190V97L188 96V98L189 99H191V101L189 100V101H186L185 100V98L183 99V98H179V96L177 97V95H178V93H176L175 91V93L177 94L176 96L175 95H173V96H169V97H172V98H169L168 96H167V99L169 98V101L171 102L172 100H174L175 102L177 101L178 102V106L175 108V109H170L171 111V114L170 115H168L167 116V121H165V125L167 126V128H168V134H172V136L173 137H175L176 139L175 140H177V142L176 141H174V142H176V143H179L178 145H180V143H181V145L183 144V145H186L187 146V148H188V151H189V148L190 147H192V145L191 146H188V145H190V144H192L193 142H192V140H191V137L193 136H191V133H190V126H193V125H195V126H199V127H197V129L198 128H200V126H204V125H202V120L201 119H203L202 118V116H203V114L205 113V107H208V106H210V105H214V106H219V108H220V111H228L229 109H231V111H228L229 113L231 112L232 114L233 113H236V114H234V116H235V118H233L230 122H228V120H227V118L225 119V117H224V119H225V123H226V125L228 124V126H226V127H228L227 129L228 130H230L229 132H230V134H232L231 132H233V131H236L235 129H237V133L238 134H235L236 135V137H235V135H233L234 137H235V139H234V143H238V141H239V139L240 138H243V141L241 140V144L242 145H246V146H244L243 148H245V147H247L248 145H247V143H249L250 142V144H249V146L251 147V146H254V145H251V141H253L254 143H256L257 144V146L256 147H254V149L255 148H257V147H259V148H261L260 150L258 149H255L257 152L259 151V158H260V156H261V158H260V161L259 162H261L262 161V164L264 165V52H263V50L261 51V52H263V53H257ZM16 53V52H15ZM28 53V52H27ZM52 53V52H51ZM165 53V52H164ZM224 53V52H223ZM244 54V57L245 56H247V54ZM59 54V55H58ZM170 54V53H169ZM174 54H175V52H174ZM174 54H172L171 56L172 57H170L171 58V61H170V63L175 59H173L172 60V58L173 57H176ZM185 54V53H184ZM207 54V53H206ZM228 53H226V54H224V55H228V56H230ZM256 54L253 56V59L254 58H256L255 56H256ZM261 54H263L262 56H261ZM27 55V54H26ZM161 55H164V54H161ZM161 55H159V57L161 56ZM168 55V54H167ZM194 55V54H193ZM208 55V54H207ZM207 55H205V52L204 53H202V55H201V57H200V59L201 58H205V62H207L205 65H207V68H206V70H208V75H211V73H212V69H213V67H212V65H210L211 63L208 61V59H210V57H212V55L209 53V55H211L210 57H208ZM242 55V56H241ZM253 55V54H252ZM50 56H52V57H50ZM170 56V55H169ZM195 56H197V54L195 55ZM215 56V55H214ZM221 56V55H220ZM228 56H226V58L228 57ZM120 57V56H119ZM158 57V58H159ZM168 57V56H167ZM181 57H182V54H181ZM181 57H180V59H181ZM190 57V56H189ZM225 57V56H224ZM118 58V57H117ZM157 58V57H156ZM161 58V60H162V57H160ZM159 58V59H160ZM169 58V59H170ZM187 58V57H186ZM194 58V57H193ZM196 58H199V57H195V59ZM207 58V59H206ZM241 58V59H240ZM248 58H250V57H248ZM26 59V58H25ZM110 59V58H109ZM149 59V58H148ZM176 59H178V58H176ZM188 59V58H187ZM216 59V58H215ZM221 59V58H220ZM237 59V60H236ZM33 60H30V61H33ZM103 60V59H102ZM111 60V59H110ZM132 60H134V59H132ZM197 60V59H196ZM195 60V61H196ZM211 60V59H210ZM229 60H230V62H229ZM240 60V61H239ZM249 60V59H248ZM26 61V60H25ZM27 61H29V57H28V60ZM26 61V62H27ZM137 61V60H136ZM167 61V60H166ZM185 61V60H184ZM188 61V60H187ZM191 62H192V60H190ZM193 61H194V59H193ZM212 61V60H211ZM215 61V60H214ZM213 61V62H214ZM236 61H238V63L236 62ZM251 61H252V58H251ZM21 62V63H20ZM99 62V63H98ZM107 62V61H106ZM106 62H105V64H106ZM115 62V61H114ZM131 62V63H130ZM130 62H129V64H133L135 61H131L130 60ZM165 62V61H164ZM176 62H179V65L176 63ZM176 62H174V65H175V63L178 65V66H176V67H179V66H182V65H180L182 62H183V60H182V62L180 63V61H176ZM213 62H212V64H213ZM225 62V63H226ZM232 62V63H231ZM248 62V61H247ZM29 63V62H28ZM27 63V64H28ZM108 63V62H107ZM116 63V62H115ZM120 63V62H119ZM136 63H138V62H136ZM147 63H148V61H147ZM152 63V62H151ZM169 63V62H168ZM189 63V62H188ZM188 63L185 65V66H187L188 65ZM192 63H194V62H192ZM196 63V62H195ZM194 63V64H195ZM222 63H223V65H224V61L222 60ZM226 63V64H227ZM102 64H99V66L100 65H102ZM105 64H104V67H105ZM117 64H118V62H117ZM135 64V63H134ZM150 64V63H149ZM191 64V63H190ZM201 64V63H200ZM200 64L198 65V66H200ZM218 64V63H217ZM225 64V65H226ZM230 64H227L228 66H230ZM240 64V66L238 65V67H240V69L243 71L244 70V74H245V72H248V70H246V68L248 69V67H246L245 65L247 64L246 62L244 63V65L243 64H241V63H239ZM249 64V63H248ZM254 64V63H253ZM110 65V64H109ZM112 65V64H111ZM155 65V64H154ZM168 65V64H167ZM183 65V66H184ZM203 65V64H202ZM214 65V64H213ZM220 65V64H219ZM218 65V66H219ZM222 65V66H223ZM224 65V66H225ZM234 64H232L231 65V67L233 66ZM235 65L233 66V67H235ZM250 65V64H249ZM103 66V65H102ZM106 66H108V64H106ZM134 68H133V67ZM173 66V65H172ZM191 66V65H190ZM197 66V65H196ZM197 66V67H198ZM221 66V67H222ZM224 66H223V68H224ZM242 66V67H241ZM251 66V65H250ZM48 68V69H50V71H51V67H53V69L54 70H56V74L55 75H53V77H52V80H50V81H48L49 83V85H48V87H46L47 89H45V91L42 89V93H40V95L38 96V95H36L37 94V92H35V90H37L36 89V82H35V80H38L40 77H45V76H42V75H44L43 74V72H44V70H45V68ZM96 67L97 68H99V69H101L102 67L100 66V67H98L97 65H96ZM96 67H93V68H96ZM118 67V66H117ZM139 67H141V66H139ZM148 67H150V65L148 66ZM193 67V66H192ZM226 67V66H225ZM231 67H229V68H231ZM238 67H235L236 69H233V70H230V71H228V72H233V73H235V72H237L238 71ZM24 68H26V67H24ZM96 68V69H97ZM144 68V67H143ZM154 68V67H153ZM152 68V69H153ZM167 68H169V67H167ZM171 68V67H170ZM184 68V67H183ZM202 68V67H201ZM214 68H215V65H214ZM217 68V67H216ZM215 68V69H216ZM220 68V67H219ZM227 69H228V67H226ZM225 68V69H226ZM250 68V67H249ZM252 68H254V66L252 65ZM27 69V68H26ZM30 69V68H29ZM29 69H28V72H30L29 71ZM47 69V70H48ZM52 69V70H53ZM103 69V68H102ZM178 69V68H177ZM180 69H182V67L180 68ZM226 69V70H227ZM13 70V71H14ZM153 70H155V69H153ZM183 70V69H182ZM195 70V69H194ZM198 70H200L199 68H198ZM220 71H221V69H219ZM219 70H217V71H219ZM225 70V71H226ZM254 70H256V68H254ZM12 71V72H13ZM21 71V70H20ZM19 71V72H20ZM22 71H24V70H22ZM21 71V72H22ZM49 71V70H48ZM104 71V70H103ZM184 71V70H183ZM190 71V72H189ZM223 71V70H222ZM257 71V70H256ZM17 72V71H16ZM28 72L26 73V75L28 74ZM45 72H47L46 70H45ZM144 72V71H143ZM152 72V71H151ZM186 72V71H185ZM192 72H194L193 70H192ZM198 72V71H197ZM209 72H211V73H209ZM224 72V71H223ZM227 72V71H226ZM13 73H15V72H13ZM23 73V72H22ZM90 73V72H89ZM149 73V72H148ZM155 73V72H154ZM154 73H151L152 75L154 74ZM176 73V72H175ZM180 73V72H179ZM178 73V74H179ZM184 73V72H183ZM215 73V72H214ZM219 73V72H218ZM217 73V74H218ZM12 74V73H11ZM20 74V73H19ZM24 74V73H23ZM140 74H142V73H140ZM144 74H145V72H144ZM147 74V73H146ZM156 74V73H155ZM172 74V73H171ZM181 74V73H180ZM194 74V73H193ZM197 74V73H196ZM226 74V73H225ZM240 74V73H239ZM253 74H255V73H253ZM258 74V73H257ZM97 75V74H96ZM138 75H139V73H138ZM176 75V74H175ZM198 75H199V72H198ZM205 75V74H204ZM214 75V74H213ZM212 75V76H213ZM219 75V74H218ZM222 75V74H221ZM231 75V74H230ZM107 76V75H106ZM147 76H149V74H147ZM172 76H174V75H172ZM191 76V75H190ZM196 76V75H195ZM200 76V75H199ZM202 76H203V73H202ZM201 76V77H202ZM226 76V75H225ZM244 76V75H243ZM254 76V75H253ZM256 76V75H255ZM11 77V76H10ZM13 77V76H12ZM14 77H15V75H14ZM47 77V76H46ZM86 77V76H85ZM151 77V76H150ZM152 77H154V76H152ZM158 77V76H157ZM175 77H177V76H175ZM174 77V78H175ZM180 77V76H179ZM182 77V76H181ZM180 77V78H181ZM206 77H207V75H206ZM224 77V76H223ZM227 77V76H226ZM245 77V76H244ZM8 78V79H7ZM17 78V77H16ZM15 78V79H16ZM25 78V76H23V79ZM36 78H38V79H36ZM50 78V77H49ZM107 78V77H106ZM148 78V77H147ZM184 78V77H183ZM183 78H181L182 80H183ZM198 78V77H197ZM212 78V77H211ZM22 78H21V81L23 80ZM79 79V80H78ZM88 79H90V78H88ZM135 79V80H134ZM144 79V78H143ZM155 79V78H154ZM154 79L152 78V81H154ZM160 79V78H159ZM212 79H214L215 80V77H213ZM91 80V79H90ZM97 80V79H96ZM140 80V79H139ZM150 80H151V78H150ZM167 80H169V79H167ZM166 80V81H167ZM177 80H179L180 81V79H177ZM201 80V79H200ZM217 80V79H216ZM8 81V82H7ZM15 81V80H14ZM39 81V80H38ZM37 81V82H38ZM95 81V80H94ZM93 81V82H94ZM99 81V80H98ZM142 81H144V80H142ZM148 81V80H147ZM160 82H161V80H159ZM174 81H176V80H174ZM173 81V82H174ZM239 81V80H238ZM237 81V82H238ZM6 83V86L4 87V86H2V83ZM20 82V81H19ZM79 82V83H80ZM158 82V81H157ZM173 82H172V84H173ZM225 82H227L226 84L227 85H225V84H223V83H225ZM233 82L234 81H232V83L231 84H233ZM236 82V83H237ZM240 82V81H239ZM248 82V81H247ZM253 82V81H252ZM18 83V82H17ZM36 83V84H35ZM143 83V82H142ZM145 83H146V79H145ZM164 83V82H163ZM241 83V82H240ZM245 83V82H244ZM249 83V82H248ZM10 84H12V83H10ZM13 84H15V82L13 83ZM40 84V83H39ZM135 84V83H134ZM139 84H141V82L139 83ZM176 84H177V81H176ZM175 84V85H176ZM46 85V86H47ZM144 85V84H143ZM162 85H164V84H162ZM161 85V86H162ZM175 85H173L174 87H175ZM183 85V84H182ZM202 85V86H201ZM2 86V87H1ZM77 86V85H76ZM80 86V85H79ZM82 86H80V89H82ZM145 86V85H144ZM149 86H151V83L149 84ZM180 86V85H179ZM233 86H234V84H233ZM148 87V86H147ZM176 87H177V85H176ZM201 87V88H200ZM237 86H235V88H236ZM132 88V87H131ZM139 89H140V87H138ZM142 88H143V86H142ZM152 88V87H151ZM232 88V87H231ZM235 88H233V89H235ZM72 89V90H71ZM79 89V90H80ZM147 89H149V88H147ZM162 90H163V88H161ZM160 89V90H161ZM169 89V88H168ZM174 89V88H173ZM177 89V88H176ZM183 89V88H182ZM76 90V89H75ZM124 90H126V88L124 89ZM142 90V89H141ZM153 90V89H152ZM157 90V89H156ZM155 90V91H156ZM171 90V89H170ZM178 90H180V89H177V91ZM202 91V93H199V91ZM258 90V91H257ZM127 91V90H126ZM134 91V90H133ZM140 91V90H139ZM150 91V90H149ZM166 91V90H165ZM181 91V90H180ZM200 91V92H201ZM4 92V93H3ZM41 92V91H40ZM79 92V91H78ZM136 92V91H135ZM146 92H147V90H146ZM152 91H150V93H151ZM183 92V91H182ZM36 93V94H35ZM75 93V92H74ZM73 93V94H74ZM77 93V92H76ZM86 93V94H85ZM137 93V92H136ZM141 93V92H140ZM143 93H145V91L143 90ZM175 93H172V94H175ZM71 94V95H70ZM138 94H139V92H138ZM137 94V95H138ZM154 94H155V92H154ZM160 94H163V92L162 93H160ZM159 93L157 94V95H160ZM168 95H169V92L167 93ZM171 94V95H172ZM23 95H26V96H28V97H30V96H33L34 98H36V102L34 101V102H32L33 104L35 103V107L33 106V108L32 109H30L29 107H31L33 104L31 103V105L29 106V104H28V101L31 99V97H30V99L28 100L26 97H24ZM70 95V96H69ZM145 95V94H144ZM179 95H181V94H179ZM183 95V94H182ZM200 95V96H199ZM74 96V95H73ZM79 96V95H78ZM134 96H136L135 95V93H134ZM161 96V95H160ZM165 96V95H164ZM184 96V95H183ZM0 97H1V95H0ZM3 97V96H2ZM75 97V96H74ZM123 97V96H122ZM125 97V96H124ZM138 97V96H137ZM146 97V96H145ZM163 97V96H162ZM186 97V96H185ZM197 97H200V98H198L197 99ZM6 98V97H5ZM33 98V99H34ZM148 98V97H147ZM146 98V99H147ZM7 99V98H6ZM5 99V100H6ZM33 99H31V100H33ZM87 99V100H88ZM128 99V98H127ZM133 99V98H132ZM161 98L159 97V100H160ZM171 99V100H170ZM186 99H187V97H186ZM195 99V100H194ZM197 99V100H196ZM2 101H3V99H1ZM4 100V101H5ZM163 100V99H162ZM166 100V99H165ZM165 100H164V102H165ZM1 101V102H2ZM81 101V100H80ZM139 101V100H138ZM142 101H144L143 99H142ZM146 101H148V100H146ZM168 101V100H167ZM258 101V103L260 104V107H257V106H259V104H257L256 102ZM8 102V101H7ZM10 102V103H11ZM30 102V101H29ZM79 102V101H78ZM98 102V101H97ZM129 102V101H128ZM159 102V101H158ZM9 103V104H10ZM84 103V102H83ZM135 103V102H134ZM141 103V102H140ZM144 102H142V104H143ZM249 103H252V110H253V112H250V113H253L254 115V118L251 120V121H253L254 122V129L257 131V137H256V135L253 133V132H251V128H252V126L250 127V128H248V125L246 126L250 131H248L247 130V128L244 126V124H243V126L244 127H242V123H248V120L246 121V118H245V116H247V114H248V116L250 115V117H251V114L249 113V110L251 109L250 108V106H251V104H249ZM3 104V103H2ZM1 104V105H2ZM7 104V103H6ZM12 104V103H11ZM14 104V103H13ZM79 104H82V101H81V103H79ZM95 104V103H94ZM148 104V103H147ZM161 104H162V102H161ZM166 104V103H165ZM4 105V104H3ZM8 105V104H7ZM100 105V104H99ZM104 105V104H103ZM107 105H109V104H107ZM120 107H119V106ZM135 105H137L136 103H135ZM134 105V106H135ZM149 105V104H148ZM170 105V104H169ZM5 106V105H4ZM69 106V107H68ZM73 106V105H72ZM82 106V105H81ZM89 106V105H88ZM143 106H145V104L143 105ZM166 106V105H165ZM171 106V105H170ZM216 106V107H217ZM2 107V106H1ZM79 107V106H78ZM107 107V106H106ZM128 107V106H127ZM154 107V106H153ZM211 107V106H210ZM210 107H208V108H210ZM213 107V106H212ZM4 109H2V112L5 110V108H6V106L5 107H3ZM8 108V107H7ZM17 108V107H16ZM111 108V107H110ZM132 108V107H131ZM134 108H136V107H134ZM164 108V107H163ZM163 108L161 109V111L163 110ZM169 108V107H168ZM167 108V109H168ZM208 108H206V109H208ZM218 108V107H217ZM28 109V110H27ZM97 109V108H96ZM136 109H138V108H136ZM149 109V108H148ZM165 109V108H164ZM167 109H165V110H167ZM232 109H234V111H232ZM9 110V109H8ZM104 110V109H103ZM152 110V109H151ZM159 110V109H158ZM212 110V109H211ZM211 110H209V111H211ZM219 109H217V111H218ZM1 111V110H0ZM106 112L108 111L107 109L105 110ZM213 111V110H212ZM219 111V112H220ZM5 112H8V111H5ZM17 112V111H16ZM22 112H24V113H22ZM94 112V111H93ZM105 112V113H106ZM112 112V113H111ZM131 112V111H130ZM139 112V111H138ZM156 112V111H155ZM169 112V113H170ZM204 112V113H203ZM208 112V111H207ZM206 112V113H207ZM227 112V114H229ZM68 114V115H65V114ZM91 113V112H90ZM108 113V112H107ZM137 113V112H136ZM164 113V112H163ZM166 113V112H165ZM168 113V114H169ZM209 113V112H208ZM221 113V112H220ZM219 113V114H220ZM231 113L229 114V116L231 115ZM6 114V113H5ZM146 114V113H145ZM155 114V113H154ZM219 114H217V117H218V115ZM223 114V113H222ZM226 113H225V116L227 115ZM6 115H10V114H6ZM137 115V114H136ZM216 115V114H215ZM108 116V115H107ZM144 116V115H143ZM152 116V115H151ZM220 116V115H219ZM228 116V115H227ZM247 116V117H248ZM10 117H8V118H10ZM120 117V116H119ZM122 117H123V115H122ZM128 117V116H127ZM133 117V116H132ZM131 117V118H132ZM158 117H159V115H158ZM166 117V116H165ZM206 117V116H205ZM214 117V116H213ZM216 117V116H215ZM232 117V116H231ZM163 118V117H162ZM220 118V117H219ZM166 119V118H165ZM205 119V118H204ZM247 119H249V118H247ZM11 121V123L9 122V121ZM25 120V121H24ZM116 120V119H115ZM209 120V119H208ZM241 120H244V122L243 121H241ZM93 121V122H94ZM160 121V120H159ZM214 121V120H213ZM7 122V123H6ZM8 122L10 123V124H8ZM130 122H131V119H130ZM242 122V123H241ZM104 123V122H103ZM137 123V122H136ZM151 124V123H150ZM161 124V123H160ZM159 124V125H160ZM215 124V123H214ZM1 125H3L4 127L1 129ZM7 125V126H6ZM158 126V125H157ZM162 126V125H161ZM194 126V127H195ZM211 126H212V124H211ZM224 126V125H223ZM86 127V128H85ZM165 127V126H164ZM164 127H162V128H164ZM205 127V126H204ZM156 130H157V128H155ZM166 129V128H165ZM192 129H193V127H192ZM196 129V128H195ZM226 129V128H225ZM154 130V129H153ZM211 130V129H210ZM219 130V129H218ZM87 131V132H86ZM106 131H107V129H106ZM122 131V130H121ZM166 131V130H165ZM193 131V130H192ZM198 131V130H197ZM207 131V130H206ZM213 131H214V127H213ZM221 131V130H220ZM244 131V132H243ZM102 132V131H101ZM109 132V131H108ZM163 132H164V130H163ZM200 132V131H199ZM210 132V131H209ZM208 132V133H209ZM62 133V132H61ZM110 133H111V138L113 139L112 141H114V140H116V142H118V140L120 139L118 136H117V133H118V129L117 128H113L112 130H110ZM198 133V132H197ZM223 133V132H222ZM225 133V132H224ZM242 133H244V134H242ZM100 134V133H99ZM103 134V133H102ZM107 134V133H106ZM109 134V133H108ZM121 134V133H120ZM207 134V133H206ZM154 135H155V133H154ZM209 135V134H208ZM229 134H227V136H228ZM231 135V136H232ZM62 136V135H61ZM82 136V135H81ZM102 136V135H101ZM106 136V135H105ZM169 135H167V137H168ZM196 136V135H195ZM215 136V135H214ZM213 136V137H214ZM230 136V137H231ZM56 137V136H55ZM58 137V136H57ZM84 137V136H83ZM104 137V136H103ZM107 137V136H106ZM121 137V136H120ZM166 137V136H165ZM171 137V136H170ZM229 137V136H228ZM233 137V138H234ZM256 137V139L255 140H253L254 138ZM198 138V137H197ZM215 139H216V137H214ZM213 138V139H214ZM218 138H219V136H218ZM223 138H225L224 136H223ZM222 138V139H223ZM232 138V137H231ZM230 138V139H231ZM62 139V140H63ZM192 139H193V137H192ZM207 139V138H206ZM206 139H204V140H206ZM210 139V138H209ZM208 139V140H209ZM212 139V138H211ZM122 140V139H121ZM203 140V139H202ZM201 140V141H202ZM226 140V139H225ZM233 140V139H232ZM107 141H108V139H107ZM111 141V142H112ZM179 141V142H178ZM214 141V140H213ZM227 141H229V139L227 140ZM115 142V143H116ZM192 142V143H191ZM204 142V141H203ZM217 142H218V140H217ZM222 142V141H221ZM224 142V141H223ZM222 142V143H223ZM252 142V143H253ZM113 143V142H112ZM120 143V142H119ZM206 143V142H205ZM204 143V144H205ZM215 143V142H214ZM220 143V142H219ZM225 143V142H224ZM226 143H228V142H226ZM225 143V144H226ZM230 143V142H229ZM253 143V144H254ZM107 144V143H106ZM124 144V143H123ZM196 144V143H195ZM202 144V143H201ZM211 144H213V143H211ZM255 144V145H256ZM113 145V144H112ZM115 145V144H114ZM119 144H117V146H118ZM180 145V146H181ZM182 145V146H183ZM223 145V144H222ZM120 146V145H119ZM154 146V145H153ZM177 146V145H176ZM205 146V145H204ZM208 146H209V144H208ZM213 146H214V144H213ZM215 146H217V145H215ZM225 145H223V147H224ZM228 146V145H227ZM248 146V147H249ZM116 147V146H115ZM157 147V146H156ZM169 147V146H168ZM185 147V146H184ZM206 147V146H205ZM210 147V146H209ZM218 147H219V145H218ZM217 147V148H218ZM222 147V146H221ZM233 147V146H232ZM235 147V146H234ZM241 145H240V147L238 146V148H240L241 149ZM194 148V147H193ZM197 148V147H196ZM212 148V147H211ZM211 148H208L209 150H211ZM220 148V147H219ZM236 148V147H235ZM237 148V149H238ZM153 149V148H152ZM184 149H186V148H183V150ZM198 149V148H197ZM214 147L212 148V151L213 152H215L214 150ZM247 149V148H246ZM254 149L252 148V150L254 151ZM117 150V149H116ZM154 151H157L156 153L158 154V150L154 147V149H153ZM182 150V151H183ZM187 150V149H186ZM185 150V151H186ZM199 150H202V148L201 149H199ZM205 150V149H204ZM203 150V151H204ZM248 150V149H247ZM193 151H194V149H193ZM198 151V150H197ZM208 151V150H207ZM207 151H205V155H206V152ZM235 151V150H234ZM242 151H244L243 149H242ZM249 151H251L250 149H249ZM211 152V151H210ZM239 152V151H238ZM255 152V151H254ZM257 152H256V155H257ZM47 153V152H46ZM45 153V155L46 156H48L47 154ZM187 153H189V152H187ZM195 153V152H194ZM194 153H192L193 154V156H194ZM204 153V152H203ZM41 154V155H40ZM181 154H182V152H181ZM197 156H198V153L196 152L195 153ZM208 154V153H207ZM217 154H218V152H217ZM44 155V156H45ZM188 155V154H187ZM191 155V154H190ZM209 155H210V153H209ZM239 155V154H238ZM44 156H42V157H44ZM45 156V159L47 158ZM203 156V155H202ZM214 156H215V153H214ZM219 156V155H218ZM232 156V155H231ZM230 156V157H231ZM229 157V156H228ZM257 157H258V155H257ZM38 158V157H37ZM185 158V157H184ZM224 158V157H223ZM233 158V157H232ZM243 158V157H242ZM242 158H241V160H242ZM245 158L246 157H244L243 158V160H245ZM258 158V159H259ZM44 159V160H45ZM214 159V158H213ZM218 159V158H217ZM36 160V159H35ZM205 160V159H204ZM207 160V159H206ZM240 160V159H239ZM241 160L239 161V164H240V162H241ZM242 160V161H243ZM189 161V160H188ZM248 161H249V159H248ZM255 161V160H254ZM23 162V163H24ZM206 162V161H205ZM210 162V161H209ZM217 162V161H216ZM215 162V163H216ZM238 162V161H237ZM245 162H247V158H246V160H245ZM244 162V163H245ZM214 163V162H213ZM248 163V162H247ZM246 163V164H247ZM250 163H251V161H250ZM253 163V162H252ZM84 164V163H83ZM88 163H86V164H84V165H87ZM95 164V163H94ZM185 164V163H184ZM207 164V163H206ZM235 164V163H234ZM242 164V163H241ZM245 164V165H246ZM258 164V163H257ZM23 165V164H22ZM225 165V164H224ZM236 165V164H235ZM248 165V164H247ZM32 166V165H31ZM217 166H218V162H217ZM232 166H234L233 164H232ZM232 166H231V168H232ZM249 166V165H248ZM251 166V165H250ZM20 167V166H19ZM84 166H82V168H83ZM87 167V166H86ZM186 167V166H185ZM201 167V166H200ZM230 167V166H229ZM238 167V166H237ZM241 167V166H240ZM252 167V166H251ZM254 168H255V165L253 166ZM256 167H257V165H256ZM209 168H210V166H209ZM227 168V167H226ZM225 168V169H226ZM236 168V167H235ZM264 168V167H263ZM20 169V168H19ZM28 169V168H27ZM84 169V168H83ZM88 169V168H87ZM256 169V168H255ZM257 169H259L258 167H257ZM261 169V168H260ZM16 170V169H15ZM14 170V171H15ZM80 170V169H79ZM200 170V169H199ZM198 170V171H199ZM209 170V169H208ZM221 170V169H220ZM227 170V169H226ZM3 171V172H2ZM9 171V172H8ZM84 170H82L81 169V172H83ZM197 171V172H198ZM203 171H204V169H203ZM215 171V170H214ZM251 171H253V170H251ZM257 171V170H256ZM260 171V170H259ZM5 172H7V173H5ZM194 172V171H193ZM262 172V171H261ZM11 173V172H10ZM15 173V172H14ZM86 173V172H85ZM214 173V172H213ZM253 173V172H252ZM264 173V172H263ZM3 174V175H4ZM83 173H81L80 175L82 176H79L78 177V179L80 180V182L82 181H87V180H85V179H87V178H85V179H83L82 180V178H84V175L85 174H83ZM210 174V173H209ZM215 174V173H214ZM238 174V173H237ZM259 174V173H258ZM194 175V174H193ZM205 175V174H204ZM207 175V174H206ZM231 175V174H230ZM255 175H256V173H255ZM261 175V174H260ZM8 176V175H7ZM6 175H5V177H7ZM10 176V175H9ZM196 176V175H195ZM209 176V175H208ZM207 176V177H208ZM227 176V175H226ZM228 176H229V174H228ZM232 176V175H231ZM234 176H235V174H234ZM241 176V175H240ZM258 176L259 175H257V177L256 178H258ZM87 177V176H86ZM194 177V176H193ZM216 177V176H215ZM223 177V176H222ZM72 178V177H71ZM190 178V177H189ZM192 178V177H191ZM190 178V179H191ZM202 178V177H201ZM226 178V177H225ZM231 178V177H230ZM247 178V177H246ZM262 179H260V177H259V179H255L254 177L251 179V177H250V179L252 180V182H249V187H251V184L250 183H252V188H251V190H252V194H253V196H252V194H251V196L252 197H254V200L253 201H255V206L253 207V205H254V203H253V201L252 200H249V199H247V200H249L250 202L252 201V203H253V205H251L252 203H250V205L253 207V208H251L250 207V209H251V211L253 210L254 212H252L251 213V215H249L246 219H249V221L250 220H253V221H250V223L248 224V230H249V227H250V232H251V235L249 234V239L250 240H247L248 238V235H245V236H247L246 238H243V239H246L247 241H245V240H242V244H245L244 245V247H242L243 249H244V254H246V256L248 257V260H249V262L251 263V264H264V187H263V185H264V177L262 176L261 177ZM30 179V178H29ZM189 179V180H190ZM195 179V178H194ZM198 179V178H197ZM203 179H205V178H203ZM207 179V178H206ZM14 180V179H13ZM18 180V179H17ZM75 180V179H74ZM198 180H201V179H198ZM208 180V179H207ZM213 180V179H212ZM212 180H211V183H212ZM217 180H218V177H217ZM217 180H215L216 182H217ZM248 180V179H247ZM263 180V181H262ZM29 181V180H28ZM30 181H32L31 179H30ZM29 181V182H30ZM204 181V180H203ZM206 181V180H205ZM222 181V180H221ZM15 182V181H14ZM26 182V181H25ZM80 182H79V184H80ZM188 182V181H187ZM201 182V181H200ZM209 182V181H208ZM236 182V181H235ZM262 182H263V184H262ZM16 183V182H15ZM22 183V182H21ZM31 183H33V182H31ZM179 183V182H178ZM206 183V182H205ZM227 183V182H226ZM238 183V182H237ZM14 184V183H13ZM19 184V183H18ZM17 184V185H18ZM198 184V183H197ZM200 184V183H199ZM216 184V183H215ZM217 184H219V183H217ZM216 184V185H217ZM227 184H229V183H227ZM231 184H232V182H231ZM236 184V183H235ZM203 185V184H202ZM201 185V186H202ZM211 185H213V184H211ZM230 185V184H229ZM246 185H248V184H246ZM245 184H244V188H245V186H246ZM11 186H13V185H11ZM15 186V185H14ZM14 186H13V188H14ZM32 186V185H31ZM81 186V185H80ZM178 186V185H177ZM199 186V185H198ZM197 186V187H198ZM213 186H215V185H213ZM218 186H220V185H218ZM226 186V185H225ZM231 186V185H230ZM232 186H233V184H232ZM235 187H236V185H234ZM240 186V185H239ZM242 186V185H241ZM24 187V186H23ZM33 187V186H32ZM194 187V186H193ZM206 187H207V185H206ZM249 187H248V191L251 193V191H250V189H249ZM263 187V188H262ZM19 188V187H18ZM17 188V189H18ZM25 188V187H24ZM80 188V187H79ZM195 188H196V186H195ZM201 188V187H200ZM219 188V187H218ZM220 188H221V186H220ZM230 188V187H229ZM243 188V187H242ZM243 188V189H244ZM185 189V188H184ZM205 189V188H204ZM216 189V188H215ZM238 189V188H237ZM240 189H241V187H240ZM197 190H198V188L196 189V192H197ZM201 190H203V189H201ZM200 190V191H201ZM207 190V189H206ZM218 190V189H217ZM233 190H235V189H233ZM14 191V190H13ZM13 191H11V192H13ZM180 191V190H179ZM191 191H193V190H191ZM239 191V190H238ZM240 192H242V191H240ZM8 193V194H9ZM14 193V192H13ZM13 193H11V194H13ZM25 193H26V191H25ZM179 193V192H178ZM191 193V192H190ZM195 193V192H194ZM198 193V192H197ZM210 193V192H209ZM208 193V194H209ZM222 193V192H221ZM247 193V192H246ZM250 193H248V194H250ZM5 194H7V193H5ZM5 194H3V195H1V196H4ZM203 193H201V195H202ZM234 194V193H233ZM241 194V193H240ZM183 195V194H182ZM185 195V194H184ZM200 195V196H201ZM204 195V194H203ZM220 195V194H219ZM222 195V194H221ZM220 195V196H221ZM224 195V194H223ZM235 195V194H234ZM1 196H0V199H1ZM193 196V195H192ZM191 196V197H192ZM196 196V195H195ZM205 196V195H204ZM210 196H211V193H210ZM4 197H9V198H11V195H9V196H4ZM4 197H2L3 198V200H4ZM197 197V196H196ZM202 197V196H201ZM206 197V196H205ZM224 197V196H223ZM222 196H221V198H223ZM13 198V197H12ZM22 199L25 201V200H27V196H22ZM182 199V198H181ZM184 199V198H183ZM194 199V198H193ZM192 199V200H193ZM251 199V198H250ZM253 199V198H252ZM6 200V199H5ZM12 200V199H11ZM11 200H9V201H11ZM186 200H189V199H186ZM199 200V199H198ZM197 200V198H196V200H195V202L196 201H198ZM213 200V199H212ZM2 201V200H1ZM0 201V202H1ZM8 201V202H9ZM28 201V200H27ZM183 201V200H182ZM202 201V200H201ZM204 201H205V199H204ZM203 201V202H204ZM210 201V200H209ZM208 201V202H209ZM231 201V200H230ZM12 202V201H11ZM10 202V203H11ZM225 203H226V201H224ZM7 202L5 201V204H6ZM9 203V204H10ZM13 203V202H12ZM11 203V204H12ZM199 203V202H198ZM197 202H196V204H198ZM207 203V202H206ZM237 203V202H236ZM246 203V202H245ZM244 203V204H245ZM8 204V205H9ZM180 204V203H179ZM186 204V203H185ZM195 204V205H196ZM200 204H203L202 202L200 203ZM212 204V203H211ZM231 204V203H230ZM238 204V203H237ZM236 204V205H237ZM4 205V204H3ZM7 205V204H6ZM7 205V206H8ZM183 205V204H182ZM234 205H235V203H234ZM233 205V206H234ZM247 205V204H246ZM0 206H1V203H0ZM5 206V205H4ZM204 206V205H203ZM210 206V205H209ZM229 206V205H228ZM2 207V206H1ZM11 207V206H10ZM192 207V206H191ZM196 207H198V206H196ZM207 207V206H206ZM239 207V206H238ZM238 207H236V208H238ZM241 207H242V205H241ZM243 207H244V205H243ZM4 208V207H3ZM6 208V207H5ZM4 208V209H5ZM7 208H9V207H7ZM12 208V207H11ZM94 208H95V206H94ZM178 208V207H177ZM186 208V207H185ZM194 208V207H193ZM234 208V207H233ZM247 208H249V207H247ZM13 209V208H12ZM183 209V208H182ZM228 209V208H227ZM235 209V208H234ZM240 209V208H239ZM9 210V209H8ZM186 210V209H185ZM231 210H232V208H231ZM7 211V210H6ZM5 210L3 211V210H1L0 209V213H2V214H0V222L2 223V225H1V227H0V264H35L34 262H30L29 260H33V259H29L28 258V260H26V253H27V251L28 250H32V248L31 249H27L28 247H24V246H26L27 244V242L26 241H20L21 240V238H19V237H16L15 238V236H17L18 235V233H19V231L17 232V230H16V232L17 233H15L13 230L14 229H16V227L15 228H13L14 227V223H12L13 225H11V224H9V222H11V221H5L6 219L8 220V215L5 213L6 212ZM10 211V210H9ZM175 211H177V210H175ZM179 211V210H178ZM189 211V210H188ZM233 211V210H232ZM243 211V210H242ZM247 211V210H246ZM250 211V212H251ZM8 212V211H7ZM187 212V211H186ZM192 212V211H191ZM197 212H199V211H197ZM244 212V211H243ZM242 212V213H243ZM4 213V214H3ZM9 213H11V214H13L11 211L9 212ZM8 213V214H9ZM19 213V212H18ZM230 213V212H229ZM248 213H249V211H248ZM247 212H246V214H248ZM5 214H6V216H7V218H5ZM15 214V213H14ZM17 214V213H16ZM187 214H188V212H187ZM223 214V213H222ZM232 214V213H231ZM2 215H4V217H2ZM10 215V214H9ZM12 216V215H11ZM16 216V215H15ZM14 216V217H15ZM18 216V215H17ZM160 216V215H159ZM184 216V215H183ZM191 216V215H190ZM224 216H226V213L224 214ZM228 216V215H227ZM236 216V215H235ZM13 217V216H12ZM12 217H11V219H12ZM186 217V216H185ZM187 217H188V215H187ZM186 217V218H187ZM243 217V216H242ZM4 218V222H3V219ZM17 218V217H16ZM191 218V217H190ZM226 218V217H225ZM244 218V217H243ZM18 219V218H17ZM16 219V220H17ZM184 219V218H183ZM188 219V218H187ZM236 219V218H235ZM142 220V219H141ZM212 220V219H211ZM231 220V219H230ZM13 221V220H12ZM142 221H146V220H142ZM186 221V220H185ZM188 221V220H187ZM233 221V220H232ZM243 221V220H242ZM246 221V220H245ZM8 222V223H7ZM211 222H213V221H211ZM234 222V221H233ZM247 222V221H246ZM142 223V222H141ZM140 223V224H141ZM146 223H147V221H146ZM207 223H209V222H207ZM235 223V226H236V222H234ZM239 223H240V220H239ZM244 223V222H243ZM243 223H241V224H243ZM15 224H16V222H15ZM186 224V223H185ZM212 224V223H211ZM245 225H246V223H244ZM144 226L145 224L143 223V224H141V226ZM189 225V224H188ZM203 225V224H202ZM212 225H214V223L212 224ZM245 225H243V227L245 226ZM147 225H145V227H146ZM206 226V225H205ZM148 227V226H147ZM150 227V226H149ZM149 227L147 228L148 230H150L149 229ZM191 227V226H190ZM214 227H216V226H214ZM231 227V226H230ZM229 227V230L231 229ZM233 227H234V224H233V226H232V229H233ZM237 227H238V225H237ZM247 227V226H246ZM152 228V227H151ZM193 228H195V227H193ZM212 229H213V226L211 227ZM225 228H227V230H228V226L227 227H225ZM11 229H13V230H11ZM17 229H18V227H17ZM21 229V228H20ZM189 229V228H188ZM208 229V228H207ZM210 229V228H209ZM208 229V230H209ZM211 229V230H212ZM235 229H237V228H235ZM143 230V229H142ZM145 230V229H144ZM190 230H191V228H190ZM195 230V229H194ZM203 230H204V228H203ZM210 230V231H211ZM227 230H225V232L227 231ZM228 230V231H229ZM242 230H244V229H242ZM248 230H247V232H248ZM21 231V230H20ZM25 231V230H24ZM209 231V233H211ZM213 231V230H212ZM224 231V230H223ZM227 231V232H228ZM235 231V230H234ZM14 232V233H13ZM22 232H23V230H22ZM139 232H140V230H139ZM149 232L150 231H148L147 232V234L149 235ZM189 232V235H188V237H187V240H186V244H185V250H184V252L185 253H183V254H181V255H183V256H181V257H179V256H175V255H173V254H171V253H168V258L166 259L167 261L165 262L164 261V263H162L161 261H159L158 259L159 258H157V256L158 255H156V247L158 248V246H157V244H156V246H155V244L153 243L154 241L153 240H155V238L152 240V238H153V236H151V237H149L147 234V236H144L142 233H141V237L142 236H144V237H142L141 239H143V241L146 243H144V246H142L143 244V241L140 243V246H141V248H144L145 246H147L146 248H148L149 249V255L147 256V259H146V262H144L145 264H191L192 263V261L194 262V261H196L197 262V255L198 254H200V251L201 252H203V255L202 256H204V253H205V255H206V253H209L210 252V254H212L211 252L212 251H214L215 249H219L220 250V253H221V250L223 251V246H226L227 245V240L229 241V242H232V241H235V240H232V239H227V240H224V241H217L216 239L214 240V238H212V242L211 243H205V242H203L201 239H198V234H196V232H194V231H188ZM200 232H202L203 233V231H200ZM215 232H217V231H215ZM224 232V233H225ZM242 232V231H241ZM246 232V229H245V232L244 233H247ZM31 233V232H30ZM145 233H146V231H145ZM201 233V234H202ZM208 233V232H207ZM206 233V231H205V233H203V234H207ZM223 233V232H222ZM223 233V234H224ZM233 233V232H232ZM17 234V235H16ZM24 234L26 235V233H23L22 235L24 236ZM33 234V233H32ZM212 234V233H211ZM214 234V233H213ZM228 234H230L231 235V232L229 233L228 232ZM239 234V233H238ZM21 235V234H20ZM20 235H18V236H20ZM22 235L20 236V237H22ZM30 235V234H29ZM29 235H27V236H29ZM222 235V234H221ZM226 235V233L224 234V236ZM201 236V235H200ZM207 236V235H206ZM34 237V236H33ZM32 237V238H33ZM212 237V236H211ZM226 237H227V235H226ZM230 237V236H229ZM24 238V240H27V239H25V237H23ZM22 238V239H23ZM28 238V237H27ZM200 238V237H199ZM223 238V237H222ZM238 238H239V240H238ZM237 238V242H241V240H240V236ZM242 238V237H241ZM16 239L18 240L17 242H16ZM209 239V238H208ZM219 239H220V237H219ZM218 239V240H219ZM163 240V239H162ZM201 240V241H200ZM210 240V239H209ZM28 241H29V239H28ZM30 241H32V240H30ZM124 241V240H123ZM153 241V242H152ZM185 241V240H184ZM205 241H206V239H205ZM217 241V242H216ZM226 241V242H225ZM235 241V242H236ZM18 242H26L24 245L22 244V245H20ZM121 242H122V240H121ZM128 242V241H127ZM132 242V241H131ZM157 242V241H156ZM220 242H224V243H220ZM234 242V243H235ZM243 242H246V243H243ZM29 243V242H28ZM31 243V242H30ZM87 243V242H86ZM124 243V242H123ZM122 243V244H123ZM130 243V242H129ZM137 243V242H136ZM182 243V242H181ZM233 243V242H232ZM111 244V243H110ZM132 244H133V242H132ZM139 244V243H138ZM142 244V245H141ZM237 244V243H236ZM86 245V244H85ZM127 245V244H126ZM110 246H112V244L110 245ZM125 246V245H124ZM133 246V245H132ZM132 246H130V247H132ZM140 246L138 245V247L140 248ZM160 246V245H159ZM162 246V245H161ZM163 246H165V243H164V245ZM162 246V247H163ZM169 246V245H168ZM230 246V245H229ZM232 246V245H231ZM240 246H241V243H240ZM243 246V245H242ZM85 247V246H84ZM122 247V246H121ZM135 247V246H134ZM134 247H132L133 248V250L136 252V253H132V251L130 252V253H132L131 255L130 254H128L129 255V257L130 256H133V255H135L134 257H136V254L138 253V250L136 251L135 250V248ZM137 247V246H136ZM137 247V248H138ZM161 247V248H162ZM213 247H215V249H213ZM226 247H228V246H226ZM226 247H224V249H226ZM233 247H237V246H233ZM30 248V247H29ZM87 248V247H86ZM111 248V247H110ZM113 248V247H112ZM123 248V247H122ZM132 248H131V250H132ZM140 248V249H141ZM146 248H144V249H146ZM239 248V247H238ZM159 249V248H158ZM164 249V251H166L165 250V248H163ZM166 249H168L167 247H166ZM211 249H213V250H211ZM230 249H232V248H230ZM234 249V248H233ZM237 249V248H236ZM240 249V248H239ZM242 249V250H243ZM107 250V249H106ZM123 250V249H122ZM125 250V249H124ZM130 250V249H129ZM227 250V249H226ZM33 251V250H32ZM84 251H85V249H84ZM83 251V252H84ZM89 251V250H88ZM87 251V252H88ZM133 251V252H134ZM140 251H142L143 252V249L142 250H139V252ZM148 251V250H147ZM168 251H169V249H168ZM168 251H166V252H168ZM233 251V250H232ZM38 252V251H37ZM109 252H111V251H109ZM123 252V251H122ZM121 252V253H122ZM177 252V251H176ZM217 252V251H216ZM216 252H214L215 254H217ZM236 252V251H235ZM241 252H243V251H238V253H241ZM30 255H32L30 252H28ZM104 253H106V252H104ZM157 253H158V251H157ZM229 253V252H228ZM34 254V253H33ZM88 254V253H87ZM108 254V253H107ZM123 254V253H122ZM139 254V253H138ZM215 254H212V255H215ZM225 254V253H224ZM227 254V253H226ZM86 255V254H85ZM90 255V254H89ZM116 255V254H115ZM121 254L119 253V256H120ZM127 254H126V256H128ZM230 255V254H229ZM29 255H27V257H28ZM92 256V255H91ZM108 256H110V255H108ZM200 255H198V258H200L199 257ZM30 257V256H29ZM115 257V256H114ZM227 257V256H226ZM226 257H223V258H225L226 259ZM238 257H239V255H238ZM247 257H245V258H247ZM30 258H32V257H30ZM39 258V257H38ZM92 259L94 258V256L93 257H91ZM103 258H105V257H103ZM108 258V257H107ZM111 258H113V257H111ZM120 258V257H119ZM119 258L117 257V259L119 260ZM126 258V257H125ZM138 258V257H137ZM221 258V257H220ZM241 258L242 257H240V261H242L241 260ZM244 258V257H243ZM244 258V259H245ZM106 259V258H105ZM213 259V258H212ZM229 259V258H228ZM236 259V258H235ZM234 258H233V260H235ZM38 260V259H37ZM109 260V259H108ZM115 260V259H114ZM117 260V261H118ZM127 260H128V258H127ZM126 260V261H127ZM133 260V259H132ZM202 260V259H201ZM210 260H211V258H210ZM231 260V259H230ZM237 260V259H236ZM34 261V260H33ZM125 261V260H124ZM239 261V262H240ZM244 261V260H243ZM247 261V260H246ZM245 261V262H246ZM38 262V261H37ZM37 262H36V264H37ZM105 262V261H104ZM104 262H101V263H103L104 264ZM109 262V261H108ZM114 262H116V260L114 261ZM137 262V260L135 261V263L134 264H139L138 262ZM142 262V261H141ZM161 262V263H160ZM212 262H213V260H212ZM212 262H210L211 264H212ZM214 262H215V260H214ZM218 262H219V260H218ZM221 262V261H220ZM226 262V261H225ZM238 262V261H237ZM111 263V262H110ZM125 263V262H124ZM143 263V264H144ZM216 263V262H215ZM228 263V262H227ZM226 263V264H227ZM233 263V262H232ZM248 263V262H247ZM40 264V263H39ZM94 264H96L95 262H94ZM217 264H219V263H217ZM230 264V263H229ZM236 264V263H235ZM241 264V263H240ZM246 264V263H245Z\"/></svg>",
  "mask_w": 264,
  "mask_h": 264
}]
</instances>
